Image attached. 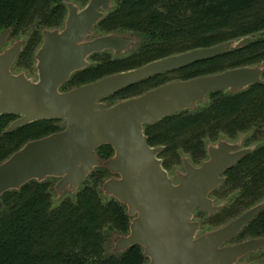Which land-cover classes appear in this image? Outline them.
I'll return each mask as SVG.
<instances>
[{
  "label": "water",
  "instance_id": "1",
  "mask_svg": "<svg viewBox=\"0 0 264 264\" xmlns=\"http://www.w3.org/2000/svg\"><path fill=\"white\" fill-rule=\"evenodd\" d=\"M66 5L64 27L43 31V42L35 55L37 81L24 72H13L22 41L1 51L12 30L0 34V116H18L6 132L44 119L58 120L62 128L28 141L0 163V197L31 180L52 177L58 178V193L66 188L76 191L90 183L89 176L96 168L107 167L113 175L103 183L102 191L124 203L132 216L129 233L112 239V252L139 244L149 264H236L248 253L264 248V237L226 244L264 210V201L201 235V222L194 219L196 209L211 215L222 209L211 193L223 183L224 172L256 146L222 139L207 148L208 158L200 165L183 157L185 172H178L176 183L159 157L164 147L151 146L145 134L146 124L196 108L211 93L238 92L255 83L264 84V64L170 81L113 105L104 101L157 74L242 48L247 44H241L243 38L169 55L63 91L62 86L75 72L90 65L91 55L106 50L121 55L138 41L129 33L90 38L112 8V0H89L82 9L72 1ZM104 144L114 148L108 159L97 153Z\"/></svg>",
  "mask_w": 264,
  "mask_h": 264
},
{
  "label": "trees",
  "instance_id": "2",
  "mask_svg": "<svg viewBox=\"0 0 264 264\" xmlns=\"http://www.w3.org/2000/svg\"><path fill=\"white\" fill-rule=\"evenodd\" d=\"M86 5L89 0H0V34L26 36L25 46L12 68L19 71L43 42L44 29L63 28L66 2ZM98 35L129 33L138 41L126 55L106 50L90 56V65L75 72L61 90L96 81L104 76L140 67L153 60L200 47H209L258 32L264 34V0H112V8L94 27ZM264 63V35L242 48L157 74L104 99L109 105L139 96L174 80H187L227 69ZM264 77V73H263ZM16 115L0 116V163L28 141L62 130L58 120H38L6 132ZM151 146H163L159 157L169 171L183 163L184 155L195 165L208 158V143L222 139L258 143L224 172V181L211 196L235 199L202 222L214 228L225 225L250 207L264 201V84L238 91L208 95L196 108L168 115L145 125ZM102 159L114 155L110 144L98 147ZM107 167L96 168L90 183L74 195L54 203L52 178L31 180L0 197V264H147L144 248L135 245L112 252L108 243L128 234L132 216L114 197L104 198L102 185L110 177ZM264 237V210L235 240ZM110 250V251H109Z\"/></svg>",
  "mask_w": 264,
  "mask_h": 264
},
{
  "label": "rangeland",
  "instance_id": "3",
  "mask_svg": "<svg viewBox=\"0 0 264 264\" xmlns=\"http://www.w3.org/2000/svg\"><path fill=\"white\" fill-rule=\"evenodd\" d=\"M78 6H79L80 9H82L84 7V5H82V4H78ZM97 35H98V33L95 32V33H93L90 36V38H93V37H95ZM263 35H264L263 32H258V33H255V34H252V35H249V36H242V37H240V38H243V40L241 41V44H246V43L248 44V42L253 41V40L257 39V38H260ZM25 40H26V36H21L20 38L15 37V36H12V37L9 36L7 38V40L5 41L4 45L2 46L1 51H4L7 48L11 47L17 41H22V44H23L22 45V50H23V48L25 46ZM110 53L112 55H114V56H117V55H115V53L113 51H111ZM127 53L128 52H126L124 54H121V56L122 55H126ZM35 55H36V53H35ZM28 62H29V66L30 67H28V63L26 62L21 70L17 71L14 68H12V70H13L14 73L24 72L29 78H31L34 81H37L38 80V71H37V68H36V64H37L36 59L32 60V61L29 60ZM90 62H91V60H90ZM262 64H264V63H259V64H256V65H262ZM245 136L247 137V135H243L240 138V142H241L242 146H244V147L258 146V143H256V142H253L251 145L250 144L247 145V143H244L243 139L245 138ZM218 142L219 141L208 143V147L211 146V145H215ZM184 157H188V156L184 155ZM178 172H185V168L183 166V163H181V164L177 163L175 166H173L171 169H169L170 177L173 178L176 183L178 182V176H177ZM112 175L113 174L110 172V177ZM52 179H53L54 183H56L58 181V178H53L52 177ZM76 191H73L70 188H66L61 194L58 193L57 191H54V203H55V205L59 204L64 197L74 195V193ZM237 194H238V190L237 191H232V192L229 191L228 194H227L228 197L227 198L221 197L220 200L216 199L215 197H212V196L211 197L214 199L216 205H222V208H223L225 205H228L229 202L234 200L235 196ZM103 195H104V198H110V196L104 194V192H103ZM197 211H202V210L197 209V210L194 211V219L198 220L200 218H199V215H197L198 214ZM205 214H206V217H207L206 219H208V217H210V215H211L208 211ZM213 227H214L213 225H210L208 223L201 224V229H200L198 235H201V234L213 229ZM249 238L250 237L247 236V237L244 238V240L249 239ZM236 241L237 240H233V241L228 242V243L232 244V243H236ZM114 246H115V242L113 240H112V243L111 242L108 243V248H110L111 251H112V248H114ZM147 264H149V259H148ZM236 264H264V248H261L260 250H258L256 252L248 253L247 255H245L242 258H240Z\"/></svg>",
  "mask_w": 264,
  "mask_h": 264
},
{
  "label": "flooded vegetation",
  "instance_id": "4",
  "mask_svg": "<svg viewBox=\"0 0 264 264\" xmlns=\"http://www.w3.org/2000/svg\"><path fill=\"white\" fill-rule=\"evenodd\" d=\"M196 210H197V209H196ZM205 212H207V211H205ZM198 220L201 222L200 219H198ZM201 224H202V222H201ZM220 227H221V226H220ZM216 228H217V227H216ZM216 228H214V229H216ZM218 228H219V227H218ZM211 230H213V229H211ZM209 231H210V230H209ZM237 236H238V235H237ZM237 236H235L233 239H231V240L228 241V242H231V241L235 240ZM251 238H252V237H251ZM246 240H247V239H246ZM242 241H244V240H241V241L238 240V241H236V243H239V242H242ZM228 242H227L226 244L229 245L230 243H228ZM236 243H232V244H236Z\"/></svg>",
  "mask_w": 264,
  "mask_h": 264
}]
</instances>
